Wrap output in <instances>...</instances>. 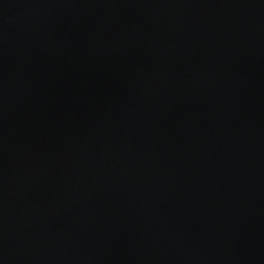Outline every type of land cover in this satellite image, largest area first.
<instances>
[{
    "label": "water",
    "instance_id": "95a60500",
    "mask_svg": "<svg viewBox=\"0 0 264 264\" xmlns=\"http://www.w3.org/2000/svg\"><path fill=\"white\" fill-rule=\"evenodd\" d=\"M0 264H264V0H0Z\"/></svg>",
    "mask_w": 264,
    "mask_h": 264
}]
</instances>
